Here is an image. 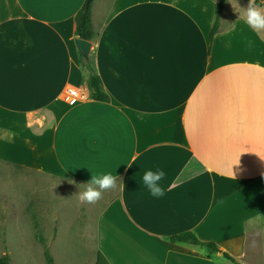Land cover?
I'll return each mask as SVG.
<instances>
[{
	"label": "crops",
	"instance_id": "obj_1",
	"mask_svg": "<svg viewBox=\"0 0 264 264\" xmlns=\"http://www.w3.org/2000/svg\"><path fill=\"white\" fill-rule=\"evenodd\" d=\"M86 3L108 103L88 98L79 63L75 16ZM216 5L0 0V161L79 185L117 176L98 201L96 261L100 252L109 264H234L228 253L256 264L264 31L226 0L210 42ZM71 88L85 98L71 99ZM149 169L165 172L161 198L142 182ZM185 232L219 251L169 241Z\"/></svg>",
	"mask_w": 264,
	"mask_h": 264
},
{
	"label": "rangeland",
	"instance_id": "obj_2",
	"mask_svg": "<svg viewBox=\"0 0 264 264\" xmlns=\"http://www.w3.org/2000/svg\"><path fill=\"white\" fill-rule=\"evenodd\" d=\"M77 185L0 161V257L9 256L12 264H47L49 250L55 264H95L97 207L103 203H81ZM255 224L264 226V216ZM255 255V263L264 264V229Z\"/></svg>",
	"mask_w": 264,
	"mask_h": 264
},
{
	"label": "trees",
	"instance_id": "obj_3",
	"mask_svg": "<svg viewBox=\"0 0 264 264\" xmlns=\"http://www.w3.org/2000/svg\"><path fill=\"white\" fill-rule=\"evenodd\" d=\"M176 1V0H173ZM248 1V0H244ZM259 3L260 1L257 0ZM226 0H217L215 9V20L213 27L209 33L210 42L213 41L215 35L219 31L220 16L225 7ZM75 35L85 41L93 42L95 39V32L92 22V4L86 3L81 10L75 16ZM79 63L85 74V86L88 92V98L93 101L108 103L110 98L105 92L100 76L98 75L91 54L89 59H84L79 53ZM37 240L40 243H45L40 232H37ZM172 243L186 244L191 246H197L208 249L211 253H217L219 251L218 246L215 243L203 242L192 232H185L169 238ZM223 257L233 262L234 264H240L234 257L228 253H224ZM45 259L47 264H55L49 250L45 251ZM0 264H12L9 256L5 255L0 257ZM96 264H109L107 259L99 252L97 255Z\"/></svg>",
	"mask_w": 264,
	"mask_h": 264
},
{
	"label": "clouds",
	"instance_id": "obj_4",
	"mask_svg": "<svg viewBox=\"0 0 264 264\" xmlns=\"http://www.w3.org/2000/svg\"><path fill=\"white\" fill-rule=\"evenodd\" d=\"M232 5L234 11L239 13V17L242 15L246 21V24L256 30L264 31V0H248L247 7H240L238 0H228ZM239 165V162L238 164ZM130 167V165H129ZM165 172L162 169H157L153 171L151 169L147 170L142 177L143 184L147 187L151 196L155 198H161L165 195L164 188L160 185V181L163 180ZM117 176L111 173L95 175L92 174L91 179L81 185H77L80 191L75 195L81 203L95 204L103 198V193L109 190H116ZM119 187L123 188L122 180H119ZM74 183V181H70Z\"/></svg>",
	"mask_w": 264,
	"mask_h": 264
},
{
	"label": "water",
	"instance_id": "obj_5",
	"mask_svg": "<svg viewBox=\"0 0 264 264\" xmlns=\"http://www.w3.org/2000/svg\"><path fill=\"white\" fill-rule=\"evenodd\" d=\"M91 1L92 0H89V2ZM75 43H76V47L79 53L81 54V56L86 60L89 59V56L92 52V43L82 40L80 38L76 39Z\"/></svg>",
	"mask_w": 264,
	"mask_h": 264
},
{
	"label": "built area",
	"instance_id": "obj_6",
	"mask_svg": "<svg viewBox=\"0 0 264 264\" xmlns=\"http://www.w3.org/2000/svg\"><path fill=\"white\" fill-rule=\"evenodd\" d=\"M68 96L71 97V99H77V100H83L85 98V95H83L81 92L75 89L68 90Z\"/></svg>",
	"mask_w": 264,
	"mask_h": 264
}]
</instances>
